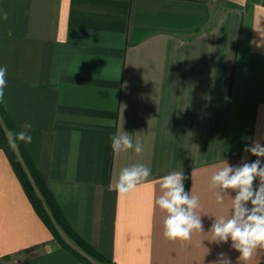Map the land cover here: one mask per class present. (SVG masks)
Listing matches in <instances>:
<instances>
[{"label":"crops","instance_id":"obj_1","mask_svg":"<svg viewBox=\"0 0 264 264\" xmlns=\"http://www.w3.org/2000/svg\"><path fill=\"white\" fill-rule=\"evenodd\" d=\"M0 66L16 131L32 124L27 154L94 249L116 264H213L220 252L241 264L230 240L208 236L236 192L217 204L208 184L225 163L264 167L244 151L264 144V0H0ZM122 130L142 154L112 151ZM137 163L149 177L117 196L120 170ZM174 171L200 196L203 231L184 244L164 239L155 205ZM0 264H80L53 241L2 149Z\"/></svg>","mask_w":264,"mask_h":264},{"label":"clouds","instance_id":"obj_2","mask_svg":"<svg viewBox=\"0 0 264 264\" xmlns=\"http://www.w3.org/2000/svg\"><path fill=\"white\" fill-rule=\"evenodd\" d=\"M7 13L3 19L7 20ZM8 36L12 35L11 30ZM7 67L0 66V103L4 102ZM32 124L24 122L20 131H7L9 145L18 148L17 142L30 144ZM111 149L116 154L134 151L140 155L144 151L143 144L126 131H120L111 138ZM245 152L256 157H264V144L253 142L246 146ZM193 174V173H192ZM150 169L143 163L120 170L115 183L117 196H124L135 191L149 177ZM259 178V186L254 189L253 183ZM185 176L182 171H174L160 180L159 195L155 205L166 213L163 221V237L172 242L184 244L190 241L195 231H203V223L199 214L200 196L185 191ZM229 190L236 192L231 200L230 216L215 218L209 231L210 242L216 244L231 241V248L240 253L238 260L241 264H249L254 256L264 255V167L261 160L243 163L240 166H230L225 163L214 171L210 177L208 191L214 196L217 204L224 203L225 195ZM251 202L252 207H247ZM213 264H232L231 259L224 252L217 254Z\"/></svg>","mask_w":264,"mask_h":264},{"label":"trees","instance_id":"obj_3","mask_svg":"<svg viewBox=\"0 0 264 264\" xmlns=\"http://www.w3.org/2000/svg\"><path fill=\"white\" fill-rule=\"evenodd\" d=\"M7 131L16 129L3 103H0V149L4 151L34 211L49 229L53 241L80 264H116L88 244L67 222L47 184L27 154L22 142L9 145Z\"/></svg>","mask_w":264,"mask_h":264}]
</instances>
